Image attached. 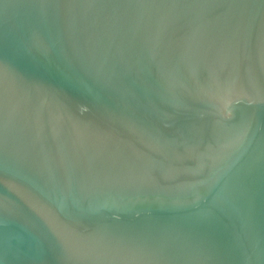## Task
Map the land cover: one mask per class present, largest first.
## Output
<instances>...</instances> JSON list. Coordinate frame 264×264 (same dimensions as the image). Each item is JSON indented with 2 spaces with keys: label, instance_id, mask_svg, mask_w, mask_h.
I'll list each match as a JSON object with an SVG mask.
<instances>
[{
  "label": "water",
  "instance_id": "obj_1",
  "mask_svg": "<svg viewBox=\"0 0 264 264\" xmlns=\"http://www.w3.org/2000/svg\"><path fill=\"white\" fill-rule=\"evenodd\" d=\"M0 264H264V0H0Z\"/></svg>",
  "mask_w": 264,
  "mask_h": 264
}]
</instances>
